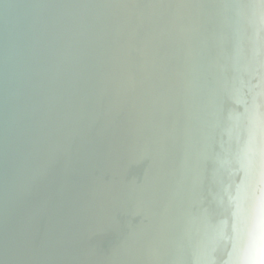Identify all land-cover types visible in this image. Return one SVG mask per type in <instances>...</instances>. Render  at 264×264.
<instances>
[{"label": "bare ground", "instance_id": "6f19581e", "mask_svg": "<svg viewBox=\"0 0 264 264\" xmlns=\"http://www.w3.org/2000/svg\"><path fill=\"white\" fill-rule=\"evenodd\" d=\"M0 264H264V0H0Z\"/></svg>", "mask_w": 264, "mask_h": 264}]
</instances>
